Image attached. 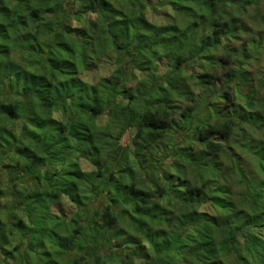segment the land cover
Instances as JSON below:
<instances>
[{
    "label": "trees",
    "instance_id": "1",
    "mask_svg": "<svg viewBox=\"0 0 264 264\" xmlns=\"http://www.w3.org/2000/svg\"><path fill=\"white\" fill-rule=\"evenodd\" d=\"M149 1L0 0V264H264V196L255 182L234 168L250 197H231L221 164L189 159L175 136L170 163L161 160L156 171L146 156L177 124L168 104L175 91L182 87L191 100L192 77L205 85L219 78L200 69L185 77L188 63L223 46V36L234 38L240 25L235 17L230 25L222 0ZM227 1L242 12L260 0ZM150 4L179 11L180 24L151 23ZM109 49L118 66L90 83L84 74L112 66L102 59ZM161 51L171 64L163 83L131 92L128 76L146 80ZM201 111L187 105L179 127L198 128V140L218 150L220 142L206 139L226 135L230 121L201 125L194 121ZM261 152L254 153L264 173ZM174 160H189L194 173L174 172ZM100 198L104 208H91Z\"/></svg>",
    "mask_w": 264,
    "mask_h": 264
},
{
    "label": "rangeland",
    "instance_id": "2",
    "mask_svg": "<svg viewBox=\"0 0 264 264\" xmlns=\"http://www.w3.org/2000/svg\"><path fill=\"white\" fill-rule=\"evenodd\" d=\"M155 0H150L152 2ZM225 11L223 15L227 17L230 25L232 24V18H236L238 21L239 30L234 38L227 39L222 37L220 43L223 46H219L216 49H210L207 57L202 61L194 60L188 63L187 69H184V75L187 76L191 70L195 72L206 70L208 73H216L218 79H214L210 84L205 85L199 82V80L192 77L189 80L188 87L192 89V99H185L187 95L184 94L183 88L179 87L175 91V95L171 97L168 104L171 106L173 112L175 113L176 125L173 126V130L168 132L166 137L160 142L156 143L150 149H146L147 157L153 158L154 166L156 171L160 168V161L169 159L172 161L170 151H169V140L175 136L179 142L181 141V146H185L183 153L190 159L194 157L198 162L201 159L205 161L215 160L221 164L220 176L227 184L229 191H231V197L237 196L238 200L243 198V194L248 198L250 193L247 192L246 186H244V180L239 181V175L234 168L240 169L248 178V183L252 181L255 184L251 187L254 191L262 193L264 196V173L258 169L259 159L256 158L254 153L257 149H264V0H260L256 4H251L246 6L242 12L236 10L230 1L222 0ZM154 3V2H152ZM159 4V3H154ZM220 10V9H219ZM92 17V16H91ZM146 17L148 21L155 23H173L177 22L180 24L182 17L180 12H174L170 7H160L156 5L154 8L150 4L149 10L146 11ZM74 24V22H73ZM244 24V25H243ZM204 32L209 34L211 32V27H205ZM234 36V35H233ZM225 48L221 50L223 47ZM227 51L230 60L225 64H221L220 59H218L222 53ZM117 52L112 49L107 50L102 54L103 61L109 59V64L112 66H105L104 64H98L92 72L84 74V78L90 83L99 81L98 79L102 76L109 77L113 68H115L117 63H115ZM161 51L157 59V64L153 66V69H146V80L142 78L141 74L135 72L134 77L128 76L125 86L130 89L133 93H138V90L143 89V85H146V89L149 88L151 84L157 85L163 83L165 79V73L168 70V66L171 65L168 55ZM123 58V57H122ZM125 57L123 58V61ZM97 64V62H96ZM200 65V66H198ZM204 67L201 69V67ZM246 71L249 74L247 82L244 80H238L232 77L229 80L225 72L230 70ZM158 78V79H157ZM118 91H121V86H117ZM116 97L117 100L122 98L119 94ZM227 98V99H226ZM126 102V100L121 99V102ZM197 106L202 111L194 116V121L201 125L205 123H213L218 121L220 123L230 121V127L226 135L221 136L220 134H211L208 139L214 142H220L221 148L218 150H212L205 146L204 141L198 140L196 137L199 133V129L193 131H186L181 129L179 125L182 123L181 111L185 109L187 105ZM213 106V112L211 115L207 112H203V104ZM110 111L107 109V114ZM254 116V118H251ZM98 122L103 123L107 116L99 115L97 116ZM259 123V125H258ZM119 119H116L111 123V127H114L111 135V142L115 140V136L118 134ZM129 132H125L121 141H128L130 139ZM132 135V134H131ZM195 138V139H193ZM178 150V149H177ZM180 151V150H179ZM260 154L264 155V152ZM182 163L180 165L175 160L173 161L172 170L176 173L184 171L186 176L190 177V172L194 173L196 166H192L190 161H179ZM86 162L82 161V166L89 168ZM141 164H145V161ZM201 165V164H200ZM208 167V166H206ZM150 166L146 161V170H149ZM204 168V167H203ZM205 171V170H204ZM204 171L201 172L204 174ZM200 172V173H201ZM207 172V170H206ZM5 175V174H4ZM208 175V172H207ZM5 177V176H4ZM8 179V178H7ZM3 181H6L3 178ZM11 189V187L9 186ZM19 194L14 192V196L17 197ZM16 200V199H15ZM95 204L90 207L100 210L105 206V202L102 198L96 200ZM248 201V200H247ZM66 201L63 200L62 203ZM102 204H99V203Z\"/></svg>",
    "mask_w": 264,
    "mask_h": 264
}]
</instances>
